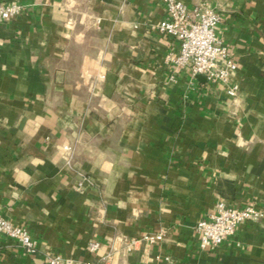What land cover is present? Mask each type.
Here are the masks:
<instances>
[{
  "label": "crops",
  "instance_id": "1",
  "mask_svg": "<svg viewBox=\"0 0 264 264\" xmlns=\"http://www.w3.org/2000/svg\"><path fill=\"white\" fill-rule=\"evenodd\" d=\"M183 1L220 14L236 97L173 62L162 0H0L22 5L0 23V213L39 244L0 237V264H264V218L214 250L197 231L219 202L264 208V0Z\"/></svg>",
  "mask_w": 264,
  "mask_h": 264
},
{
  "label": "built area",
  "instance_id": "2",
  "mask_svg": "<svg viewBox=\"0 0 264 264\" xmlns=\"http://www.w3.org/2000/svg\"><path fill=\"white\" fill-rule=\"evenodd\" d=\"M166 16L155 26L158 32L179 42V52L173 58L178 66L188 67L193 76L202 75L208 82H222L229 86L228 94L236 97L238 87L232 84L231 75L238 69L234 55L218 37L217 28L221 16L209 5L190 7L183 0H162ZM22 12L18 3L0 2V23L16 18ZM81 188L83 183H79ZM264 218V208L247 206L233 208L219 202L216 210L208 218L197 224L200 247L214 250L232 238L238 226L245 221H257ZM0 237L17 241L26 252H36L38 242L30 233L13 224L0 213ZM150 242L163 240V235L146 236ZM98 244L92 245L96 250ZM50 264H64L59 255L49 257Z\"/></svg>",
  "mask_w": 264,
  "mask_h": 264
},
{
  "label": "water",
  "instance_id": "3",
  "mask_svg": "<svg viewBox=\"0 0 264 264\" xmlns=\"http://www.w3.org/2000/svg\"><path fill=\"white\" fill-rule=\"evenodd\" d=\"M199 77H204V76H202V75H199ZM205 78V77H204Z\"/></svg>",
  "mask_w": 264,
  "mask_h": 264
}]
</instances>
